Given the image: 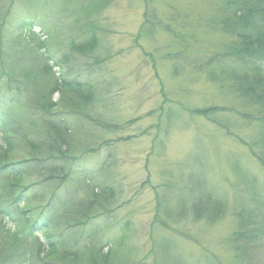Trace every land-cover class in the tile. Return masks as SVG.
I'll use <instances>...</instances> for the list:
<instances>
[{
    "label": "rangeland",
    "instance_id": "1",
    "mask_svg": "<svg viewBox=\"0 0 264 264\" xmlns=\"http://www.w3.org/2000/svg\"><path fill=\"white\" fill-rule=\"evenodd\" d=\"M37 1L42 4V11L31 10L34 18L43 20L40 12L49 11L52 15L46 19L55 31L51 38L41 37L39 52L47 46V56L53 63L65 52L64 46L60 47V26H55L53 17L58 14L60 3ZM103 1L93 16L98 25L99 46L95 54L99 69L92 70L90 59L84 63L85 58L78 54L69 52V56L78 64L79 78L97 81L96 96L101 93L104 97L89 114L107 120L106 125L94 126L86 120L78 130L85 141L92 139L90 147L94 148L81 154L79 167L85 166L86 172L92 174L105 159L111 162V179L103 181L104 173L96 179L100 185H114L117 197L110 202L108 213L97 221L107 223L103 227L105 234L115 238L116 229L126 223L127 237L115 245L114 264H204L209 261L204 253L212 256L214 264H264V164L246 143L252 127L233 126L232 134L238 133L244 142L229 130H220L212 120L192 113L194 109L210 108L214 111L208 114L213 113L217 120L225 122L243 114L255 115V107L235 93L224 78L216 79L217 71H222L220 53L240 48L232 31L213 26L220 15L223 17L235 6L234 2ZM242 1L249 6L264 5V0ZM26 3L27 0L14 1L10 26L17 24L16 17L26 16ZM150 9L158 23L153 26V35L145 36L143 23ZM62 18L70 20L68 15ZM41 30L35 27L34 33L40 34ZM30 31L29 28V32H14L13 37L26 42L23 38H32ZM211 72L214 80L210 78ZM56 97L54 94L53 98ZM108 122L119 128L110 130ZM197 173L204 177L205 187L224 192L229 210L212 223L203 218L191 221L186 211L180 222L163 225L155 200L159 185L166 182L179 186L182 180L187 182L182 191L169 192L170 205H175L176 199L179 205H185L186 201L178 197L187 199ZM238 212L258 228L242 255L234 252V240L241 229ZM89 229L87 225L85 232Z\"/></svg>",
    "mask_w": 264,
    "mask_h": 264
},
{
    "label": "trees",
    "instance_id": "2",
    "mask_svg": "<svg viewBox=\"0 0 264 264\" xmlns=\"http://www.w3.org/2000/svg\"><path fill=\"white\" fill-rule=\"evenodd\" d=\"M14 1L0 0V264H114L115 245L127 237L126 223L116 229L118 237L115 238L105 234L103 227L107 223L97 221L99 216L108 213L110 202L117 197L114 185H100L96 179L99 173L106 175L103 181L111 179V162L105 159L92 174L86 172L85 166L79 167L81 154L94 148L90 147L92 139L85 141L78 130L86 120L94 126L106 125L107 120L89 114L104 97L101 93L96 96L97 81L79 78L78 64L69 56V52L78 54L85 58L84 63L90 59L92 70L99 69L95 54L99 46L98 25L93 16L104 1L59 0L58 14L53 17L55 26H60L59 32L63 35L60 47L64 46L65 52L53 63L47 56L50 54L47 46L39 52L41 37L51 38L55 31L46 19L52 15L49 11L40 12L43 20L34 18L30 11H42V4L27 0L24 6L28 18L18 16L17 24L14 26L13 22L10 26ZM229 1L235 6L223 17H218L219 12L213 26L232 31L240 48L220 53L222 71H217L216 79L224 78L235 93L255 107V115L243 114L225 122L217 120L213 113L208 114L214 111L210 108L194 109L192 113L212 120L220 130H229L228 133L241 141L238 133L232 134L233 126L252 127L246 143L264 164V8H261L264 5ZM67 15L68 22L62 18ZM156 23L150 9L143 23V34L153 35ZM35 27L42 29L40 34L34 33ZM29 28L28 35L32 38H23L28 41L13 37L14 32H29ZM214 77L211 72L210 78L214 80ZM168 113L172 110L168 109ZM108 126L110 130L119 128L109 122ZM195 177L187 199L178 197L186 201L185 205H179L177 199L175 205H170L169 192L182 191L187 182L182 180L179 186L166 182L159 185L155 200L163 225L180 222L186 211L191 221L203 218L212 223L229 210L224 192L205 187L202 174L197 173ZM192 197L195 199L187 204ZM241 213L238 212L241 229L234 240V252L239 255L246 251L252 236L258 232L254 223L244 219V213L241 218ZM87 225L90 229L86 233ZM204 255L209 260L204 264H214L210 254Z\"/></svg>",
    "mask_w": 264,
    "mask_h": 264
}]
</instances>
